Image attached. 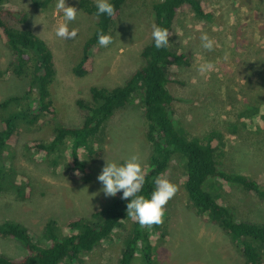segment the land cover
Here are the masks:
<instances>
[{
	"label": "rangeland",
	"instance_id": "374dc122",
	"mask_svg": "<svg viewBox=\"0 0 264 264\" xmlns=\"http://www.w3.org/2000/svg\"><path fill=\"white\" fill-rule=\"evenodd\" d=\"M95 1V0H93ZM159 0H126L119 16L107 34L113 42L105 48L97 46L92 70L76 77L71 69L78 61L81 47L90 34L94 18L83 13L78 0H66L79 10L70 29L77 35L72 40L55 36L61 13L56 0L41 10L31 0H8L7 5L26 11L22 24L8 22L16 29H29L49 48L55 69L50 85L54 107L60 110L63 122L79 126L82 118L76 107L78 99L88 100L89 89L113 88L121 85L141 67V49L151 41L153 14L151 6ZM211 14L203 23L190 11L178 13L172 24L170 42L191 55V66L181 69L167 89L174 97L170 106L174 123L187 138L202 143L212 134L213 157L217 169L225 173L243 174L264 188V123L255 116L245 115L253 107L264 112V0H201ZM214 39L211 51L201 47L200 34ZM228 53V59L224 54ZM10 60V54L0 37V71ZM213 64L207 74H199L197 66ZM24 80L0 76V102L26 89ZM1 130V122H0ZM50 128H22L5 159L10 183L0 191V224L13 221L24 226L33 241L42 239L45 224L59 223L74 217L89 218L115 198L105 197L96 180L105 161L122 163L136 154L143 169L149 155L145 137V122L139 97L126 109L115 112L102 128L92 148L93 156L81 153L87 166V176L68 172V153L56 158V164L37 153H30L25 143L33 139H48ZM6 166L3 169H6ZM75 174V175H73ZM176 186V192L164 205L160 232L151 234L150 264H243L227 235L217 226L194 214L183 190V169L179 159H173L163 173ZM12 179L15 184H12ZM5 183V182H4ZM237 221L264 224V202L230 187L221 196ZM125 228L129 227L126 223ZM120 232L85 254L80 264H116L119 256ZM25 253L14 239L0 237V255L18 258Z\"/></svg>",
	"mask_w": 264,
	"mask_h": 264
},
{
	"label": "trees",
	"instance_id": "16d2710c",
	"mask_svg": "<svg viewBox=\"0 0 264 264\" xmlns=\"http://www.w3.org/2000/svg\"><path fill=\"white\" fill-rule=\"evenodd\" d=\"M7 1L0 0V37L9 51L10 60L0 71V76L24 80L27 87L22 93L0 102V191L4 184L11 182L5 159L9 158L12 143L23 127L33 130L43 126L50 128L48 139H33L24 144L30 153L44 156L55 165V157L67 152L70 167L66 170L87 176V166L80 154L93 156L97 148L91 146L100 138L107 121L139 97L149 146L147 162L142 169L145 184L141 194L147 196L154 188L153 178L163 175L173 159H179L183 169V190L194 214L207 223L217 225L228 236L243 264H264V224L235 220L221 199L228 188L235 187L264 202V188L247 175L218 170L211 146L213 135L210 134L205 143L197 138H187L176 127L170 110L175 99L167 85L178 82L175 77L192 62L188 52L171 45L173 20L178 13L190 11L203 23L207 22L211 14L204 3L201 0H159L153 3V23L168 29L169 44L156 49L151 39L140 52L143 65L121 85L108 89L91 87L88 100L76 101L82 121L79 126L72 127L63 122L58 115L60 110L54 107L50 97L49 87L55 69L49 48L31 30L9 25V21L24 23L27 14L22 8L7 5ZM31 1L33 7L41 10L53 2ZM125 1L111 0L114 15H101L97 19L94 16L95 1L78 0L79 9L95 21L81 47L80 57L71 69L76 77H84L91 72L98 46L96 31L109 32ZM260 106L240 114V120H244L246 115L256 122L254 118L258 116L264 123V112L258 109ZM12 184H15L13 179ZM126 223H129L128 228L124 226ZM160 227V223L140 225L130 218L126 214V200L120 197L91 213L89 218L74 217L63 223L48 221L44 226L43 240L39 241H33L21 224L5 221L0 224V237L16 240L25 253L18 258L0 255V264H80L85 254L111 242L116 232L121 235L116 264H150L151 234L157 235Z\"/></svg>",
	"mask_w": 264,
	"mask_h": 264
},
{
	"label": "clouds",
	"instance_id": "9594fccd",
	"mask_svg": "<svg viewBox=\"0 0 264 264\" xmlns=\"http://www.w3.org/2000/svg\"><path fill=\"white\" fill-rule=\"evenodd\" d=\"M54 7L61 13L60 22L55 27V36L63 40H72L76 37L77 30L70 29L69 25L75 20L79 10L67 5L66 0H56ZM114 11L111 0H95L94 16L97 19L101 15L112 17ZM150 27L153 46L156 49L166 47L169 44L168 29L156 23H152ZM199 39L203 49L208 51L213 49L214 39L210 38L206 32H202ZM112 42L111 35L97 29L96 43L100 47H108ZM224 59H228V53L224 54ZM212 68L211 62L203 61L197 66L196 71L203 75ZM96 180L101 185L100 191L105 197H114L120 192V199L126 200V214L140 225L159 224L164 215V205L177 190L166 176L158 174L152 180L153 190L147 196L141 194L145 184V174L136 154L128 156L122 163L105 161Z\"/></svg>",
	"mask_w": 264,
	"mask_h": 264
}]
</instances>
